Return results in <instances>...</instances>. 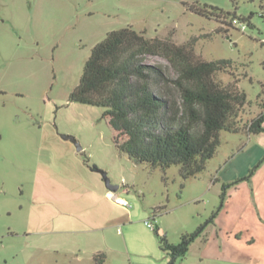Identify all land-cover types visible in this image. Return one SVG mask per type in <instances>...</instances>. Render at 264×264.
Wrapping results in <instances>:
<instances>
[{
  "label": "rangeland",
  "instance_id": "1",
  "mask_svg": "<svg viewBox=\"0 0 264 264\" xmlns=\"http://www.w3.org/2000/svg\"><path fill=\"white\" fill-rule=\"evenodd\" d=\"M193 3L217 6L238 18L251 15L253 26L242 32L232 26V16L224 22L199 16L189 10ZM260 14L264 15V0H0V264H55L50 259H40L49 256L32 248L27 235L34 237L33 230L40 227L37 210L40 214L44 211V217L48 204L59 203L61 198L71 200L70 164L60 175H51L55 181L52 191L42 189L34 198L30 179L33 161L40 156V135L44 136L52 128L60 135L75 138L77 144L70 140L72 153L53 147L58 154L56 160L62 157L65 162L88 157L105 162L109 168L114 152H119L112 143L111 128L100 118L103 108L67 102L91 48L107 32L131 26L143 31L146 37H168L177 44L194 37V51L200 59L230 58L231 66L227 71L218 72L215 78L222 85L233 84L246 92L247 102L240 114L246 120L260 111L264 100V46L257 41L259 31H264ZM146 61L167 64L156 55H148ZM167 90L178 96L172 84ZM63 125L71 127L72 133L60 131ZM245 137L244 133L221 131V144L201 174L215 177L219 173L223 178L231 158L237 153L239 157L245 155ZM78 146H85L84 152ZM60 168L51 173H59ZM149 169L147 180L145 174H139V185L143 191H151L163 184L162 192L167 197L161 205L164 209L158 210L154 222L164 228L158 232L166 234L169 242L176 243L181 234L203 227L197 236L201 237L208 226L211 228L207 221L212 213L228 206L227 191L235 181L224 183L218 177L211 190L192 199L197 189L186 183L200 182L188 179L179 190L178 165L165 170ZM99 173L108 177L106 169ZM225 186V199L220 207V194ZM64 211L71 219V201L65 203ZM133 228L135 234L142 236L140 225ZM151 231L157 239L155 230ZM198 239L174 264H207L200 261ZM66 257L59 254L55 260L61 264ZM252 258L260 262L258 256L252 255ZM126 264L156 263L153 258L138 257Z\"/></svg>",
  "mask_w": 264,
  "mask_h": 264
},
{
  "label": "trees",
  "instance_id": "2",
  "mask_svg": "<svg viewBox=\"0 0 264 264\" xmlns=\"http://www.w3.org/2000/svg\"><path fill=\"white\" fill-rule=\"evenodd\" d=\"M189 10L223 22L236 17L206 3H193ZM239 18L253 26L251 15ZM194 45V37L177 44L168 37H146L131 26L111 30L91 48L78 83L67 97L68 103L103 108L100 118L112 130L114 147L133 162L149 171L178 165L179 190L185 181L205 171L221 144V131L247 136L264 133V100L256 115L242 120L246 92L233 84L222 85L215 78L218 72L227 71L231 59H200ZM148 55L160 56L167 64L147 63ZM169 84L178 96L167 90ZM225 189L220 194V207ZM161 209L164 206L152 209L153 218ZM202 230L183 233L177 243H171L166 234L155 229L160 249L169 256L168 264L184 257ZM104 261V253L93 255V264Z\"/></svg>",
  "mask_w": 264,
  "mask_h": 264
},
{
  "label": "crops",
  "instance_id": "3",
  "mask_svg": "<svg viewBox=\"0 0 264 264\" xmlns=\"http://www.w3.org/2000/svg\"><path fill=\"white\" fill-rule=\"evenodd\" d=\"M60 129L63 133H72L71 127L63 125ZM45 132L39 138L40 156L33 161L34 172L30 181L34 198L39 196L42 189L52 191L55 181L51 175H60L70 164L71 200L61 198L59 203L47 202L50 204L44 217V211L41 214L36 211L40 227L33 230L34 237L27 235V238L32 248L49 256L40 259H50L57 264L55 259L62 254L67 257L61 264H93V255L101 252L105 255L104 264H126L138 257H150L156 264H168L169 256L160 249L153 231L144 224L146 219H151L155 224L152 209L163 205L167 197L162 192L163 184L160 188L143 191L144 188L139 185V174H145L147 180L149 170L147 173L142 165L117 151L112 156V166L109 168L105 162L88 157L71 160V163L65 162L62 157L56 160L58 154L53 147L72 153L73 146L70 140L63 139L52 128ZM250 136L245 137V155L239 157L240 153H237L231 158L229 166L224 168L223 178L219 173L215 177H208L204 173L193 178L200 183H186L188 187L197 189L193 199L211 190L218 177L224 183L235 181L227 191V208L218 212L211 221L208 220L211 228L208 226L207 231L195 239L199 238L197 242L201 244V247L198 246L201 262L264 264V134ZM84 147L80 150L83 151ZM261 158L263 161L257 168L246 175ZM57 168H60L59 173H51ZM102 169L107 170L108 177L100 175ZM246 176L248 178H244ZM142 183L145 186V182ZM108 190L124 196L132 207L127 209L113 203L106 197ZM67 201H71V219L64 211ZM62 224L66 226L61 227ZM136 225H140L142 236L135 234L133 227ZM155 227L159 232L164 231L160 225L155 224ZM252 255L258 256L260 262L254 261Z\"/></svg>",
  "mask_w": 264,
  "mask_h": 264
},
{
  "label": "built area",
  "instance_id": "4",
  "mask_svg": "<svg viewBox=\"0 0 264 264\" xmlns=\"http://www.w3.org/2000/svg\"><path fill=\"white\" fill-rule=\"evenodd\" d=\"M231 24L234 26L236 29L244 32L247 30L249 27V23L247 21L241 20L238 17H232L231 18ZM257 41L261 44L264 45V31L261 32L259 31V36L257 38ZM106 197L111 200L113 203L125 207L127 209H130L132 207V204L129 200H127L124 196L117 194L115 191L108 190L106 192ZM144 224L150 229V230H155V224L151 219H146L144 220ZM120 231V228L118 229Z\"/></svg>",
  "mask_w": 264,
  "mask_h": 264
},
{
  "label": "water",
  "instance_id": "5",
  "mask_svg": "<svg viewBox=\"0 0 264 264\" xmlns=\"http://www.w3.org/2000/svg\"><path fill=\"white\" fill-rule=\"evenodd\" d=\"M63 138H65V139H69V140H71L73 143H76L77 144V141L75 140V138L73 137V136H71V135H67V134H62L61 135ZM78 149H81V147L80 146H78ZM103 174H105V173H103ZM107 181V180H106ZM107 186L109 187V184H107Z\"/></svg>",
  "mask_w": 264,
  "mask_h": 264
}]
</instances>
